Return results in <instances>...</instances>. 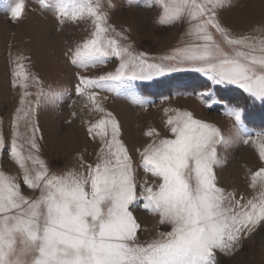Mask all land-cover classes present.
<instances>
[{
    "label": "snow or ice",
    "instance_id": "6c2138e0",
    "mask_svg": "<svg viewBox=\"0 0 264 264\" xmlns=\"http://www.w3.org/2000/svg\"><path fill=\"white\" fill-rule=\"evenodd\" d=\"M157 4L162 9L158 22L186 19L191 39L154 59L120 43L127 37L108 24L100 0H56L61 22L90 18L93 25L90 35L66 54L70 62L88 68L114 57L119 64L114 72L96 78L78 74L77 93L91 102L90 110L104 113L88 125V135L100 139L97 159L90 163L81 157L80 171L49 170L38 155L36 107L25 106L31 93H21L9 151L20 181L0 171V264H219L217 253L233 254L264 222V167L251 173V186L259 184L260 191L246 202L219 187L214 169L222 163L217 145L223 138L213 124L176 109L164 121L170 136L160 138L155 128H149L145 135L153 139L136 151L139 167L155 180L138 184L119 122L100 107L97 93L91 91L113 90L119 84L144 106L148 102L137 93L135 82L194 71L213 87L234 85L253 101H264V38L234 36L220 23L217 10L227 0H157ZM108 5L113 6L111 0ZM23 7V0H16L8 9L10 17L21 18ZM23 59L16 57L12 80L13 87L21 89L28 87L29 79ZM31 79L39 84L38 78ZM36 95L39 106L41 97L59 94L40 89ZM197 95L210 99L213 90L206 86ZM226 114L247 137L243 142L257 145L264 162V133L253 137L248 132L243 108L226 107ZM4 147L0 137V149ZM25 188L36 194L26 195ZM136 208L157 216L160 224H170L171 230L138 242Z\"/></svg>",
    "mask_w": 264,
    "mask_h": 264
},
{
    "label": "rangeland",
    "instance_id": "374dc122",
    "mask_svg": "<svg viewBox=\"0 0 264 264\" xmlns=\"http://www.w3.org/2000/svg\"><path fill=\"white\" fill-rule=\"evenodd\" d=\"M16 0H0V137L4 149H0V171L20 181V170L9 156L12 138V119L20 107L22 92L31 93L25 98L26 105L36 107L34 123L39 127L37 142L38 155L53 173L81 170V160L95 163L100 148V139L88 135V125L95 123L103 112L91 109V102L79 95L76 85L79 76L92 78L114 72L119 64L116 58L105 63L80 68L73 65L67 53L88 37L93 30L90 18L61 22L56 15V0H23V13L19 19H12L9 7ZM94 2V0H93ZM102 9L108 14V24L123 32L126 44L134 53H146L150 58H159L171 49L190 41L189 24L186 19L171 24L159 23L162 13L157 0H100ZM220 23L234 36L264 38V0H227L217 10ZM218 40L220 37L217 35ZM22 56L24 71L29 75L28 87H13V71L16 57ZM39 84H34L31 77ZM136 91L148 103H135L128 92L119 84L113 90L92 88L97 93L96 101L107 112L115 116L120 124L121 139L127 146L136 168L138 184L155 178L145 176L139 167L136 151L153 139L145 135L149 128H155L160 138L170 136L164 121L179 109L193 113L197 119L213 124L223 138L217 145L221 164L215 167L219 187L234 193L236 199L246 202L258 195L259 184L251 186V173L264 167L258 155L257 145L244 143L246 136L240 134L233 118L226 114V107L238 106L244 109V125L253 137L264 133V101H253L237 86H211L202 74L194 71L176 72L158 77L152 81L135 82ZM211 87L210 99H202L197 93ZM59 94L41 97L36 106V93ZM250 107L249 109H247ZM165 109L169 111L166 113ZM247 111V113H246ZM75 113V115H73ZM247 114V115H246ZM250 116L255 120L249 122ZM26 131L22 122L20 129ZM42 137V138H41ZM257 139H259L257 137ZM64 144V145H63ZM158 182V181H156ZM26 195H35L24 189ZM140 229L138 242L144 243L158 238L160 233L171 230L170 224L158 223V217L136 208ZM219 264H264V222L247 238L243 239L231 255L217 253Z\"/></svg>",
    "mask_w": 264,
    "mask_h": 264
},
{
    "label": "trees",
    "instance_id": "16d2710c",
    "mask_svg": "<svg viewBox=\"0 0 264 264\" xmlns=\"http://www.w3.org/2000/svg\"><path fill=\"white\" fill-rule=\"evenodd\" d=\"M250 107H248L247 109H249ZM246 113H247V111H246ZM247 115V114H246ZM249 122H251L252 121V123L253 122H255V120H253V118L250 116V118H249V120H248Z\"/></svg>",
    "mask_w": 264,
    "mask_h": 264
},
{
    "label": "bare ground",
    "instance_id": "6f19581e",
    "mask_svg": "<svg viewBox=\"0 0 264 264\" xmlns=\"http://www.w3.org/2000/svg\"><path fill=\"white\" fill-rule=\"evenodd\" d=\"M64 145V144H63Z\"/></svg>",
    "mask_w": 264,
    "mask_h": 264
}]
</instances>
